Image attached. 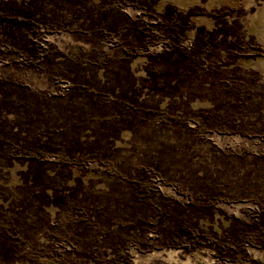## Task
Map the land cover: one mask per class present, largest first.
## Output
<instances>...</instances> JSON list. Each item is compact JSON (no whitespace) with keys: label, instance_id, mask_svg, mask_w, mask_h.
Listing matches in <instances>:
<instances>
[{"label":"rangeland","instance_id":"1","mask_svg":"<svg viewBox=\"0 0 264 264\" xmlns=\"http://www.w3.org/2000/svg\"><path fill=\"white\" fill-rule=\"evenodd\" d=\"M0 264H264V0H0Z\"/></svg>","mask_w":264,"mask_h":264},{"label":"trees","instance_id":"2","mask_svg":"<svg viewBox=\"0 0 264 264\" xmlns=\"http://www.w3.org/2000/svg\"><path fill=\"white\" fill-rule=\"evenodd\" d=\"M52 153L59 155L61 153V151H52ZM77 153L80 154L79 152H77Z\"/></svg>","mask_w":264,"mask_h":264}]
</instances>
